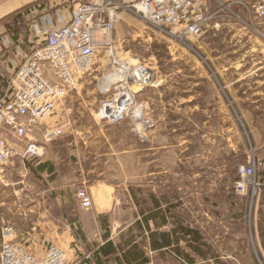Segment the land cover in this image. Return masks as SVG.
Segmentation results:
<instances>
[{
    "label": "rangeland",
    "instance_id": "374dc122",
    "mask_svg": "<svg viewBox=\"0 0 264 264\" xmlns=\"http://www.w3.org/2000/svg\"><path fill=\"white\" fill-rule=\"evenodd\" d=\"M80 1L86 0H69L58 7L67 9L64 16L67 18L70 9ZM35 2L37 3V1L29 2L18 10L16 19L11 22V29L17 27L20 30L16 44L11 40L13 47L10 51L13 65L17 63L19 65L24 56L35 45L43 42L51 30L60 27L66 21H60L44 33H36L33 31V24L39 19L41 10L44 8L41 7L38 12H24V9L34 6ZM240 28V25L231 23L223 29L224 32L228 30L234 32ZM208 33L204 35L202 45L216 55L231 51L230 46L238 44L237 40H241L240 37L232 39L231 35L226 33L213 38L212 34ZM247 35L264 41V37L252 32H248ZM183 41L190 46L193 43L196 50L195 40L190 42L189 38ZM112 47L120 60H127L132 64L138 62L149 64L156 68L158 76L177 78L176 81H179V72L188 77L194 76L197 71L195 61L200 60L199 57L190 53L183 42L159 33L127 12L117 14L112 32ZM101 70L100 64H96L92 72L78 81L76 88L61 100L54 113L39 126L36 132L38 142L42 141V135L48 128L65 126V133L45 144L47 152L40 159L19 158L15 166L9 169L13 177L18 176L20 172L27 173L28 176L23 184L20 183L21 186L43 190L58 188L61 191H68L70 197L72 193L76 194L78 189L86 188L91 193L93 202L98 204H100L98 190L105 185H111L117 191L115 197L119 206H117V213L108 215L109 220L130 222L133 212L127 192L131 189H147L148 187L147 176L141 181L132 179L137 172H148V165L143 162L147 160L146 148L150 144L148 140L150 139L154 144L166 142L171 148L165 155L157 153L158 162L151 166L158 172V163L163 167L165 158L166 171H168L165 189L183 196V207L177 212L189 223L199 220L198 216L191 211L195 210L197 202L201 200L200 204L209 206L213 217L208 221V228L202 230L205 244L200 247V252L207 260L196 257V264H264V183L257 176V172L264 169V146L259 151L251 150L245 162H237L242 155L239 158L223 155L224 147L220 142H209V136L202 137L203 131L211 130V127L206 125L203 129L199 114L190 113L189 108L187 114L182 113V115L173 113V108H171L173 112L170 113L160 112V100L165 101L166 104L178 102L179 91L174 89L171 92L166 91L165 94L160 92L161 97H158V93L148 92L145 95L143 101L147 100L153 110L154 127L145 132L141 131L140 135L133 132V124L129 118L116 124L103 123L96 117V111L99 102L105 98L109 89L108 86L103 92L101 88L106 82L104 78L112 71L109 72L108 69L101 72ZM238 119L244 123V118ZM104 142L108 145L103 144ZM138 146H140L139 153H133L132 150L137 149ZM116 149L118 152H128L124 155L122 166L112 169L109 165L110 173L107 171L108 173L100 175L103 168L100 165L99 155L114 152ZM135 153L140 156L139 167L135 164ZM40 160H43L42 164L51 163L47 170L53 168L52 171L38 169L39 165H35ZM248 163L254 164L255 180L260 184L259 198L254 199V207L250 212V228L248 224L250 194L247 197L240 196L234 184L238 180L237 167ZM120 176L124 179L105 180L107 177L119 178ZM3 187L0 182V189ZM218 191L221 193L216 196ZM199 194H204L205 197L197 198L196 195ZM69 201L70 205L73 201L76 210H80L81 204L77 197L76 200ZM88 210H91V207ZM259 211L262 213L260 214ZM182 248L185 250V246ZM187 251L192 254L190 250ZM159 261L162 264H189L185 260L178 261L170 256L165 261L158 258L157 263H160Z\"/></svg>",
    "mask_w": 264,
    "mask_h": 264
},
{
    "label": "crops",
    "instance_id": "0c3cea01",
    "mask_svg": "<svg viewBox=\"0 0 264 264\" xmlns=\"http://www.w3.org/2000/svg\"><path fill=\"white\" fill-rule=\"evenodd\" d=\"M34 1L37 3L30 9H24V12H38L41 7L44 8L39 19L33 24V31L36 33H44L60 21L68 20L69 12L65 18L67 9L61 6L69 0H0V92L6 88L18 65H13L11 61V22L19 13H16L18 10ZM224 31L222 29L208 32L213 38L225 33L230 34L232 39L240 37L238 44L230 46L231 51L216 55L207 47L204 48L202 42L204 35L208 33L206 32L200 39L195 40L196 50L193 43V50L186 47L192 55L200 58L195 61L197 71L194 76L188 77L179 72V81H176L177 78L158 76L153 66L156 72L154 83L142 91L138 98L144 103L147 113L154 118L149 102L143 101L145 95L148 92L165 94L166 91L178 90V102L166 104L160 100V112L170 113L173 108V113L182 115L187 114L189 108L190 113L201 116L203 129L206 125L211 127V130L203 131L202 137L209 136V142H220L224 147L223 155H232V158L242 155L237 162H245L251 150L259 151L264 146V41L241 30ZM160 94L158 97H161ZM239 117L244 118V123ZM148 143L147 160H143L148 165V172H137V175L132 177L141 181L147 176L148 187L127 192L133 212L130 222L109 220L108 215L117 213L119 206L115 197L117 191L111 185H105L98 190L100 204L94 203L92 199L91 210L81 207L76 210L73 201L69 204L70 199L76 200L75 192L70 197L68 191L58 188H26L20 183L23 184L28 174L20 172L18 176L13 177L8 170L4 187L0 189V227L2 223L11 225L14 229V241L39 258L45 256L50 246L62 249L67 256V264H162L160 261L157 263L158 258L165 261L169 256L178 261H186L184 256H177L172 252V245L178 243L183 250L182 246L189 237L184 236L181 231L179 234H173L172 230L188 227L200 230L202 234L208 221L213 218L211 210L209 206L200 204L202 201L199 200L195 210L191 211L199 220L189 223L183 219L177 212L183 207L182 194L165 189L168 175L165 158L163 167L158 163V172L151 166L158 162L156 154L165 155L171 148L170 144H154L150 139ZM103 144L108 145L107 142ZM109 148L111 149V146ZM139 151L140 146L132 150L133 153ZM137 153L135 164L139 167L141 160ZM125 154L128 152H118L117 149L111 153L100 154L99 161L103 168L100 175L108 173L107 171L110 173L109 165L112 169L121 167ZM42 162L43 160H40L35 166L39 165L38 169L46 171L51 163ZM106 179L123 180L124 177ZM220 193L218 191L216 196ZM198 196L205 197L204 194L196 195L197 198ZM160 244L170 246L155 247ZM184 252L188 253L187 249L183 250V254ZM196 257L207 260L192 254L191 258L195 264Z\"/></svg>",
    "mask_w": 264,
    "mask_h": 264
},
{
    "label": "built area",
    "instance_id": "2783aa9c",
    "mask_svg": "<svg viewBox=\"0 0 264 264\" xmlns=\"http://www.w3.org/2000/svg\"><path fill=\"white\" fill-rule=\"evenodd\" d=\"M119 12L132 14L190 50L192 47L183 39L198 40L206 32L220 31L231 23L240 25L239 30L264 37V0H86L74 4L68 20L24 56L0 92L2 184L19 158L40 159L45 144L65 133V126L48 128L42 141L36 140L39 126L98 63L101 72L109 69L118 76L97 106L98 120L116 124L129 118L138 135L154 127L138 96L153 85L156 72L149 64H132L115 54L112 32ZM236 175V192L242 197L250 194V228V212L260 195L254 164L238 166ZM76 197L83 209L91 207L89 190L78 189ZM0 236V264H67L66 253L56 246H50L43 258L27 251L14 241V229L9 224L2 223Z\"/></svg>",
    "mask_w": 264,
    "mask_h": 264
},
{
    "label": "trees",
    "instance_id": "16d2710c",
    "mask_svg": "<svg viewBox=\"0 0 264 264\" xmlns=\"http://www.w3.org/2000/svg\"><path fill=\"white\" fill-rule=\"evenodd\" d=\"M16 17L17 16H15V19H16ZM13 24H15V22H13ZM9 33H10V35H12L11 38L14 41V43L16 44V42L18 41L19 33H20L19 28H17V27L14 29L9 28ZM257 176L260 177V180L264 183V169L259 170V172H257ZM259 213L261 214L262 211H259ZM259 227H260V225H259ZM179 231H181L184 236L189 237V240L185 241L186 242L184 245L185 249L190 250L193 255L196 254V255H199V256L205 258L204 256H202V253L200 252V247H202L205 244L204 243V237L202 236L200 230H197L195 228L191 229L188 227L187 228L177 227L174 230H172L173 234H175V233L179 234ZM176 241L178 242V239H176ZM168 246H170V245L160 244V245H156L155 247L162 248V247H168ZM172 252H174L177 256H181V255L184 256L187 263H189V264L195 263L191 258L192 254L185 253V252H184L185 254H183V250H181V247L179 246L178 243H175L172 245Z\"/></svg>",
    "mask_w": 264,
    "mask_h": 264
},
{
    "label": "bare ground",
    "instance_id": "6f19581e",
    "mask_svg": "<svg viewBox=\"0 0 264 264\" xmlns=\"http://www.w3.org/2000/svg\"><path fill=\"white\" fill-rule=\"evenodd\" d=\"M117 78H118V76L113 75V74L107 75V76L105 77L106 82L104 81L105 83L102 84V87H101V88L103 89V92H105V91L107 90V87H108V86L114 84V82L117 81Z\"/></svg>",
    "mask_w": 264,
    "mask_h": 264
}]
</instances>
